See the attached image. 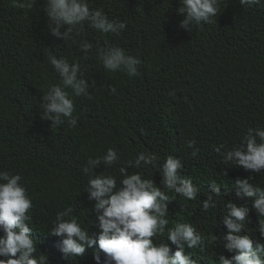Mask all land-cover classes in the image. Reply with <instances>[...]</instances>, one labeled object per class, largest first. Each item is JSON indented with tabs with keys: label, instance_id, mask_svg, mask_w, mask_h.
Instances as JSON below:
<instances>
[{
	"label": "trees",
	"instance_id": "16d2710c",
	"mask_svg": "<svg viewBox=\"0 0 264 264\" xmlns=\"http://www.w3.org/2000/svg\"><path fill=\"white\" fill-rule=\"evenodd\" d=\"M90 5L127 27L119 36L90 28L81 36L96 48L119 46L138 56V76L106 71L95 48L81 59L76 45L52 36L43 0H36L31 11L0 0V170L21 174L33 197L30 227L37 254H48L49 264H96L92 249L82 258L64 259L59 238L48 231L56 213L68 206L84 227L98 231L94 201L83 191L88 177L82 168L108 147L118 149L122 160L139 152L157 154L160 161L169 154L182 160V175L200 193L195 201L170 193L175 197L169 203L170 224L189 222L206 237L218 238L207 239L203 252L188 250L197 264H219L220 254H233L222 241L229 201L249 208L246 231L264 243L255 228L264 217L257 216L252 198L236 195L234 184L236 178L252 177L251 183L264 186V173L226 165L214 151L221 144L240 143L249 127H264V3L242 6L238 0H221L215 22L194 26L192 32L178 27L183 19L179 0H90ZM49 52L80 61L88 83L96 82L89 96L74 98L80 117L74 129L40 118L43 92L60 82ZM191 139L200 149L196 157L186 147ZM103 170V164L96 169ZM107 171L116 173L115 168ZM143 173L157 184L162 179L153 167ZM213 183L220 188L219 197ZM209 195L215 208L205 211Z\"/></svg>",
	"mask_w": 264,
	"mask_h": 264
},
{
	"label": "clouds",
	"instance_id": "9594fccd",
	"mask_svg": "<svg viewBox=\"0 0 264 264\" xmlns=\"http://www.w3.org/2000/svg\"><path fill=\"white\" fill-rule=\"evenodd\" d=\"M242 6L264 3V0H238ZM36 0H13V6L32 10ZM177 12L183 17L179 28L192 32L194 26L211 24L220 14L221 0H179ZM47 27L52 36L78 47L81 59L95 54L109 72L124 71L129 77L140 74L142 64L138 56L119 46L96 48L81 36L85 28L102 34L119 36L127 25L114 20L103 8H93L90 0H43ZM48 62L60 77L58 84H50L38 104L40 118L52 125L65 123L71 129L78 125L75 97L89 96L95 87L85 78L80 61L48 53ZM115 91V89H112ZM174 95V90L169 93ZM195 139L187 140L191 156L200 151ZM223 150V151H222ZM221 162L242 168L245 172L264 173V127H249L242 140L231 147L221 144L214 148ZM103 164V171L96 169ZM153 167L162 179L159 184L146 178L143 169ZM116 169V173L107 171ZM137 169L130 172L129 169ZM184 164L174 155L162 161L157 154L139 152L122 160L118 149L108 147L101 156L89 157L82 168L88 179L84 192L94 201L93 208L98 231H90L80 222L73 206L58 211L48 234L59 238V250L64 259L82 258L92 249L96 264H197L191 249L205 250L206 240L216 241V235L206 237L195 225L176 221L170 224L169 203L175 199L170 193L186 201L197 200L200 187L182 175ZM226 175V173H225ZM252 177L236 178L237 196L252 198L258 217H264V186L251 183ZM19 173L0 170V264H49L48 254H37L33 236L31 212L33 197L22 183ZM212 191L220 196V188L213 183ZM215 208L212 195L203 201V210ZM223 216L227 232L222 235L223 247L231 257L220 254L219 264H264V243L254 240L245 225H249V208L229 201ZM264 237V220L255 226ZM175 246L172 250L168 242Z\"/></svg>",
	"mask_w": 264,
	"mask_h": 264
}]
</instances>
